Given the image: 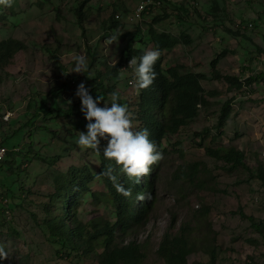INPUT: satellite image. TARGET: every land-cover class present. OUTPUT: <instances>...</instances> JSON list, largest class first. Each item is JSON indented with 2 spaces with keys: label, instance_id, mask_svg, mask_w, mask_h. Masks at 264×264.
<instances>
[{
  "label": "rangeland",
  "instance_id": "rangeland-1",
  "mask_svg": "<svg viewBox=\"0 0 264 264\" xmlns=\"http://www.w3.org/2000/svg\"><path fill=\"white\" fill-rule=\"evenodd\" d=\"M81 1L14 0L11 7L0 6L5 18L0 21V40L18 38L28 46L12 65L0 70V150L8 153L0 163V200H8L7 207H0V245L9 252V259H0V264H98L93 255L79 258L71 253L67 258L69 246L46 227L62 214L60 202L52 200L58 176L84 165L96 174L100 167V157L93 150H81L74 143L79 131L86 132L87 123L74 93L83 81L95 99L101 96L97 83L103 81L119 93L118 103L136 112L138 94L130 85L133 76L126 64L119 78H99L98 72L106 71L105 63L112 66L126 60L131 49H155L150 25L155 17L165 15L169 17L155 26L157 32L186 34L192 43L164 50L159 57L162 69L181 66V73L206 74V91L223 96L210 100L189 126L165 136L163 159L143 179L153 183L147 193L151 198L144 199V204L152 202L147 220L142 228H131L120 243L141 244V252L147 254L143 264H166L157 255L165 233L197 224L194 236L202 238L188 264H212L213 247L217 250L214 264H264V181L256 175L260 165L264 169V78L229 92L225 80L212 76V62L228 50L219 65L225 75L243 81L264 77V0H92L84 9L85 35L74 12ZM142 1L161 5L137 18L134 14ZM114 22L119 25L116 29L111 28ZM117 33H121L118 43H105ZM77 54L86 55L93 79L86 77L87 72L62 75L71 71ZM108 98L109 94L104 99ZM233 98L232 117L219 130L223 106ZM98 106L103 107V101ZM134 124L137 130L139 124ZM106 143L101 140V147ZM206 145L243 151L253 173L229 170L206 155ZM195 165L198 172L192 180L186 174ZM90 190L106 192L101 180ZM241 210L262 225L261 231L241 217ZM173 214L175 228H171ZM96 218L115 222V211L85 196L78 219L88 223Z\"/></svg>",
  "mask_w": 264,
  "mask_h": 264
},
{
  "label": "trees",
  "instance_id": "trees-1",
  "mask_svg": "<svg viewBox=\"0 0 264 264\" xmlns=\"http://www.w3.org/2000/svg\"><path fill=\"white\" fill-rule=\"evenodd\" d=\"M90 1L92 0H82L74 11L83 35L86 31L84 9ZM60 13L61 11L58 10V15ZM168 17L167 15L155 17L149 30L150 39L155 49H159L161 53L180 44L190 45L192 43L191 37L186 34L176 37L157 32L155 26L168 19ZM4 19V16L0 15V21ZM260 19V21H263V15H260ZM118 26L114 22L111 28L116 29ZM27 48V44L18 38L1 39L0 70L12 65L15 56ZM143 52L142 50L131 49L126 60H121L115 67L109 66L107 63L103 64L106 71L103 73L98 72L99 78H119L123 64H126L132 56L140 57ZM228 54L229 51L225 50L212 62V76L216 80H225L230 85L229 92L242 90L264 78L263 75H257L243 81L240 77L225 75L219 65L221 60ZM181 69V66H174L165 72L162 69V62L158 59L153 69L156 73L153 84L149 88L141 90L135 102L136 120L134 123L139 124L137 130L146 128L149 132V139L156 143L163 154L166 152L162 148L166 135L177 134L189 126L191 121L201 115L202 108L209 106L210 100L223 96V93L219 91H206L203 86V82L208 80L206 74L181 73ZM97 89L103 98L113 92V89L106 88L103 81L97 83ZM234 102V98L229 99L223 106L219 117V130L224 129L232 117ZM71 108L70 106L69 110ZM204 151L210 158L223 162L229 170L243 168L253 173L252 169L246 164V154L241 150L234 147L211 148L206 145ZM99 157L100 167L96 174L84 165L81 168L72 167L67 174L58 176L52 200L60 202L62 214L47 222L46 227L52 236L62 240L64 245L69 246L70 253L66 255L67 258H71L72 253L79 258H88L93 255L97 257L98 264H143L147 254L145 251L141 252V244L138 242L123 244V242L120 243V239H123L131 228H142L144 226L152 202L151 204H144V200H137L136 197L138 193H148L153 188V183L144 181V177H142L140 183L136 184L120 172L114 161L106 160L102 151ZM110 164L115 169L114 174L117 175L118 182L123 184L125 188L132 189L131 197L126 198L117 193L113 183L106 176L100 175ZM196 166L191 167V173L186 174L189 179L192 178L193 180L196 172H198ZM256 175L264 181L263 165L258 167ZM98 180L104 183L106 192L103 194H94L90 190V186ZM85 196H90L93 202L98 205L112 207L115 211V222H109L103 218H96L88 223L80 221L78 219V209ZM152 201H154L153 197ZM207 212L201 216H205ZM239 213L243 219L251 221L253 226L261 231L262 225L256 223L254 217L247 216L242 210ZM171 218V228H175L176 215L173 214ZM197 230L198 225L196 224L195 226H184L174 234L166 232L157 249V255L166 264H188V256L195 249L196 243L202 238V236H194V232ZM216 255L217 250L213 247L211 250L212 264L216 261Z\"/></svg>",
  "mask_w": 264,
  "mask_h": 264
},
{
  "label": "clouds",
  "instance_id": "clouds-1",
  "mask_svg": "<svg viewBox=\"0 0 264 264\" xmlns=\"http://www.w3.org/2000/svg\"><path fill=\"white\" fill-rule=\"evenodd\" d=\"M14 0H0V6L11 7ZM121 33L109 36L105 43L110 45L118 43ZM161 52L159 49H146L140 57L132 56L128 61V67L132 69V87L137 94L141 90L149 88L155 78L154 65L159 59ZM74 66L70 72L62 73L67 76L70 73L87 74L88 79H93V74L88 72V60L86 55L77 54L73 57ZM116 63L112 66L115 67ZM50 74V72H49ZM74 95L80 99V111L87 121L85 131H79L78 138L74 143L81 149H91L97 156L103 154L106 160L114 161L122 174L129 180L139 184L142 177L151 173V166L159 163L163 159V153L158 149L156 143L149 139L148 130H134L136 125V115L127 104L118 103L119 93L113 91L106 101L102 96L97 95L95 99L90 94V90L81 81L77 86ZM103 101L104 106L98 104ZM71 104L72 101L69 99ZM110 105V106H109ZM94 121V122H93ZM101 140L107 141L106 146L101 148ZM3 158V151H0V159ZM115 169L111 164L100 175L106 176L115 187L117 193L124 197L132 196V189L125 188L118 182ZM150 194H137V200L150 199ZM0 259H9L3 245H0Z\"/></svg>",
  "mask_w": 264,
  "mask_h": 264
},
{
  "label": "built area",
  "instance_id": "built-area-1",
  "mask_svg": "<svg viewBox=\"0 0 264 264\" xmlns=\"http://www.w3.org/2000/svg\"><path fill=\"white\" fill-rule=\"evenodd\" d=\"M160 5H161V3L159 1H157V2H152V1L145 2V1H142L139 4V6L137 7L136 13L134 14V16L137 17V18H140L141 16H143L144 14H146L147 12H149L151 10V7H152V9H155L156 7H159ZM116 18H119V16H117ZM132 19H133V16L130 17V20H132ZM254 27H255L254 24H251L250 25V28H254ZM128 61H127V63H126L125 66L127 67V70H131L132 71V69L127 66L128 65ZM130 85H132L131 82H130ZM9 119H10V116H8V118L6 119V121H9ZM0 151H3V158L0 159V163H1L5 159V156L7 155V152H6L5 149H1ZM3 199L4 198H1V200H0V207H7L8 206V200H6V199L3 200ZM1 225H2V221H1V218H0V227H1Z\"/></svg>",
  "mask_w": 264,
  "mask_h": 264
}]
</instances>
